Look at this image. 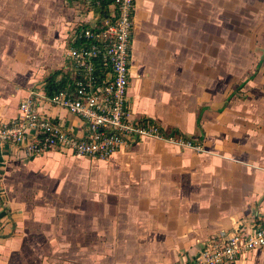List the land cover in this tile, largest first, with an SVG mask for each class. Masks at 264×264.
<instances>
[{
    "label": "crops",
    "instance_id": "0c3cea01",
    "mask_svg": "<svg viewBox=\"0 0 264 264\" xmlns=\"http://www.w3.org/2000/svg\"><path fill=\"white\" fill-rule=\"evenodd\" d=\"M133 11L130 116L201 148L144 137L100 160L0 144V264H177L264 215V0H134ZM102 15L93 0H0V121L48 96V77L68 86L72 33ZM249 19L255 62L242 83ZM39 105L82 132L67 110ZM249 255L237 264H264V251Z\"/></svg>",
    "mask_w": 264,
    "mask_h": 264
},
{
    "label": "built area",
    "instance_id": "2783aa9c",
    "mask_svg": "<svg viewBox=\"0 0 264 264\" xmlns=\"http://www.w3.org/2000/svg\"><path fill=\"white\" fill-rule=\"evenodd\" d=\"M102 6L98 24L81 25L67 50L73 75L67 87L50 96L31 93L18 105V115L0 121V144H24L27 155L68 150L78 157L108 159L119 148L155 137L200 149L193 139L170 133L149 119L130 116L127 91L134 27V0H93ZM42 98V99H40ZM63 108L82 122L80 133L50 119L39 105ZM264 251V215L238 218L228 230L197 242L177 264H237L243 254Z\"/></svg>",
    "mask_w": 264,
    "mask_h": 264
},
{
    "label": "rangeland",
    "instance_id": "374dc122",
    "mask_svg": "<svg viewBox=\"0 0 264 264\" xmlns=\"http://www.w3.org/2000/svg\"><path fill=\"white\" fill-rule=\"evenodd\" d=\"M252 22H254L253 19L251 20V23ZM251 28H253V27H251ZM251 28H250V19H249L248 23L242 26V30H243V33H242L243 36L242 37H243V41H245V43H244L245 47L242 48V51H243L242 53L243 54H246V56L241 59V63H240L241 64L240 65L241 66V70H242V75H241V82L242 83L244 81H246V78H247V76L249 74V73H246L247 70L252 65V63L255 62V59L254 58H251V56L249 55V53H247L249 51V44H251L248 41V39L251 40V37H253V34H251ZM253 49H255V48H253ZM257 60H261V59H257ZM259 65H260V62H259ZM247 254L249 255V252L246 253V255ZM240 257H242V256H240ZM240 257H239V259H240ZM249 257H250V255H249Z\"/></svg>",
    "mask_w": 264,
    "mask_h": 264
},
{
    "label": "trees",
    "instance_id": "16d2710c",
    "mask_svg": "<svg viewBox=\"0 0 264 264\" xmlns=\"http://www.w3.org/2000/svg\"><path fill=\"white\" fill-rule=\"evenodd\" d=\"M100 11H102V6H100ZM65 85L64 81L56 80L55 77L50 76L46 79L45 91L48 96L52 95L55 91L62 88Z\"/></svg>",
    "mask_w": 264,
    "mask_h": 264
}]
</instances>
